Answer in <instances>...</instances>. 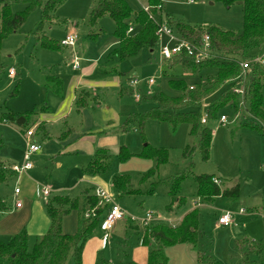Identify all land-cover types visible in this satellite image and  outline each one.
<instances>
[{
    "label": "rangeland",
    "instance_id": "374dc122",
    "mask_svg": "<svg viewBox=\"0 0 264 264\" xmlns=\"http://www.w3.org/2000/svg\"><path fill=\"white\" fill-rule=\"evenodd\" d=\"M0 1L9 4L13 13L24 10L21 1ZM95 1L66 0L53 12L52 22L44 24L38 33L36 29L41 10L37 8L17 32L1 41L0 161L19 165L28 143L34 142L40 146L39 151L30 156L32 169L22 175L10 172L12 178L9 179V176V180L0 186V197L6 204L7 213L14 209L16 201L23 208L27 207L28 202L44 207L55 196L80 200L85 191L91 193L93 189L101 188L112 195L113 202L123 210L125 216L113 225L101 246L106 234L101 229L106 211L102 213L98 227L84 243L81 264H99L100 261L109 264H147L153 243H140L146 229L156 225L175 227L182 214L196 206L202 232L197 247L194 249L188 244H176L166 248L168 264H197L196 251L217 264H239L245 249L240 251L236 246L237 241L245 238L264 247V124L249 118L256 127L262 128L263 133L241 126L249 117L247 97L243 105L239 104L241 112L238 115L230 103L225 104L217 112L216 119L207 120L206 126L212 130V139L206 161L196 148L197 138L189 136L186 124L178 125L173 130L166 123L148 120L143 134L135 125L122 131L128 115L141 114L154 108L155 104L150 98L157 92L168 96L178 95L169 88L168 80L181 76V71L178 67L168 68L167 62L162 59L161 48L172 44L162 34L151 51L143 49L122 61L113 56L117 48L113 37L114 22L102 17L93 26L89 23V13ZM125 1L136 14L146 6L145 0ZM158 14L157 11H150L157 23L164 16H169L176 22L195 28L212 25L237 33L242 29L240 4L226 7L214 0H167L162 17ZM72 31L77 35L75 45L67 48L59 46L62 38ZM38 36L55 42L57 49L50 51L42 48ZM74 60L79 63L77 69L72 67ZM11 69L13 76L9 75ZM211 75L203 73L201 77H192L194 79L186 76V82L190 86L196 81L207 85ZM49 77L61 79L59 94L54 91L56 84L47 80ZM150 79L154 82L152 85L148 84ZM246 79L249 86L250 75ZM130 80H135L136 85L129 87ZM83 92L88 94L83 96L86 106L77 111L72 100ZM215 95L203 99L201 116L207 115ZM262 96L264 109V90ZM7 114L18 115L17 119L24 120L25 114H32V118L26 119V125L17 126L3 120ZM221 116L226 118L224 123L219 122ZM32 119L41 124L38 125L36 121L32 124ZM35 127L40 131L42 129L41 132L45 130L47 136H42L43 133L37 132ZM29 130L33 133L30 138L26 136ZM146 145L148 148H145ZM187 146L195 149L190 157L185 158L183 152ZM121 147L126 148L130 157L120 158ZM97 149L108 153V168L100 175L86 174L88 179L92 178L87 182L82 168L87 166ZM149 149L164 151L166 162L158 165L155 158L146 156ZM151 172L154 175L140 184ZM186 173L188 177L179 189V196L184 198L185 205L168 213L169 183ZM204 174L220 178L222 184L220 182L219 186L222 189L237 186L238 198L216 197L205 202L197 197L191 177ZM117 176L128 178V188L138 192L117 195L112 188V180ZM15 187L22 191L25 199L21 195L20 199L12 196ZM42 188L48 189V196L38 195ZM149 190H153L150 195L147 193ZM241 210L244 214H240ZM71 212L77 216V211ZM149 212L153 213L152 219L148 226L143 227L141 221ZM225 213L231 214V223L228 226L218 225L219 218ZM131 218H135L136 222H130ZM76 226L69 235L75 234ZM29 241L31 249L34 239L30 237ZM250 260L251 264H264V251L260 256H250Z\"/></svg>",
    "mask_w": 264,
    "mask_h": 264
},
{
    "label": "trees",
    "instance_id": "16d2710c",
    "mask_svg": "<svg viewBox=\"0 0 264 264\" xmlns=\"http://www.w3.org/2000/svg\"><path fill=\"white\" fill-rule=\"evenodd\" d=\"M17 1H21L24 4V10L17 13L11 11L9 4L0 1V45L5 37L17 32L29 14L37 8L41 10V18L36 30L37 33L41 32L44 24L52 22L53 12L66 0ZM166 1L145 0L148 10H141L136 14L131 11L125 0H96L95 5L89 13V23L93 26L102 17H108L114 22L113 37L117 43V48L113 51V56L122 61L137 55L143 49L151 51L157 45V25L154 18L150 15V11H157L158 15L162 16V9ZM189 1L199 2L201 0ZM214 1L226 7L234 4L241 5V32L224 30L212 25L195 28L176 22L169 16H164V23L176 35L196 47L200 46L203 35L208 34L212 56L196 61L194 55L182 53L166 60L168 68L173 69L174 67H178L181 71V76L168 80L169 88L177 92L178 95L168 96L157 92L150 98L155 104L154 108L141 114L128 115L121 127L122 131H124L130 125H135L139 132L143 134L145 122L148 120L166 123L173 130L178 125L186 124L189 127V136L197 138L196 148L199 150L203 161L208 160L212 139V130L206 126L207 123H201L202 116L200 111L203 99L212 97L217 93L208 107L207 120L216 119L217 112L227 103H230L229 105L232 106L236 115L240 114V98L232 91V87L238 79L243 77L239 64L264 52V0ZM158 6L161 7V10H157ZM130 29L132 30L131 32H129ZM37 40L40 42L42 48L46 50H56L58 47L55 42L45 36H38ZM58 45L60 46L59 43ZM203 73H208L209 76L212 74L210 82L207 85H202L199 81H196L194 82L193 89H189L190 85L186 82L185 78L187 77H184V74H187L188 78L194 79L195 76L201 77ZM249 75L250 81L247 88L249 117L241 123V126L263 133L262 128L260 126L256 127L249 118L264 124L262 98V91L264 90V66L253 65ZM47 80L56 84V90L54 91L59 94L62 86L61 81L53 77H49ZM24 116L26 119L32 118V114H25ZM18 117V115L7 114L3 120L15 124ZM26 119L23 125H26ZM35 121L36 119H32V124ZM1 148L2 140L0 138ZM145 148H148V146L146 145ZM194 149L195 147L187 146L184 149L183 157H190ZM163 152L160 149H149L146 156L155 158L159 165L166 162V155ZM119 156L121 159H126L130 157V153L126 151V148L121 147ZM108 159L109 155L105 150H96L92 161L84 170V173L88 175L103 174L108 168ZM9 173V166L0 161V186L7 182ZM153 175V172L147 174L140 184L146 182ZM187 177L188 173L170 181L168 186L170 204L166 208L167 212H171L174 208L184 205L185 200L179 196V189L181 183ZM191 179L196 186L197 197L205 202H210L216 197L234 199L239 196L237 186L231 189H222L213 182V179L217 178L212 175H193ZM128 185L129 179L125 176H117L112 180V187L119 195H129L138 192L130 190ZM147 193L150 195L153 193V190H149ZM97 203V198L87 191L82 194L80 200L55 196L46 204L50 220L49 229L46 234L31 249L28 246V234L25 230L13 235L5 242L0 240V264H81L84 243L98 227L99 218L106 208V206L98 207ZM6 210V204L0 197V215ZM91 210H94L93 214L89 213ZM71 211H77L78 213L77 229L74 235H67L62 232V220ZM87 213L89 215L86 217ZM201 236L199 213L197 209H193L175 227L156 225L146 229L140 243H153L147 264H168V258L165 254L166 248L176 244H188L196 249ZM236 246L240 251L245 249L241 253L239 264H251L250 256H260L264 251L262 245H255L245 238L237 241ZM196 252L197 264H217L202 252ZM99 264L109 263L100 261Z\"/></svg>",
    "mask_w": 264,
    "mask_h": 264
},
{
    "label": "built area",
    "instance_id": "2783aa9c",
    "mask_svg": "<svg viewBox=\"0 0 264 264\" xmlns=\"http://www.w3.org/2000/svg\"><path fill=\"white\" fill-rule=\"evenodd\" d=\"M145 11L148 10V7L144 9ZM157 10H161V7L158 6ZM155 21V20H154ZM157 36L160 34L166 36L169 40L170 43H172L170 46L169 45H164L161 48V57L164 61L171 59L174 56L180 55L182 53H187L188 55H194V58L196 61H200L203 59H206L208 57L212 56V50H211V43H210V38L208 34H204L201 43L199 47L194 46L193 44H190L189 42L185 41L184 39L180 38L178 35H176L171 28H169L164 22H159L157 23ZM132 30L130 29L129 32ZM77 41V35L75 32H69L65 35V37L60 41V46L67 48V47H73ZM261 65L264 66V52L260 55H256L252 57L251 59L241 62L239 65L241 67L243 77L241 79H238V81L235 83V85L232 87V91L234 94L238 95L240 98V104L242 102L244 103L246 97H247V76L249 75L251 68L253 65ZM73 69H77L79 67V63L77 60H74L72 63ZM9 75L13 76L14 71L11 69L9 71ZM188 76L187 74H184V77ZM154 82L152 79L148 81L149 85H152ZM136 85L135 80H130L129 81V87H133ZM189 89H193V86H189ZM147 95H150V93H147ZM136 98H140L139 95H135ZM243 105V104H242ZM226 121V118L224 116H221L219 118L220 123H224ZM201 123L206 124L207 123V115L202 116L201 118ZM33 135L32 131H27L26 136L30 138ZM40 149V146L34 142L28 143L27 149L23 155V161L21 164L17 165H11L9 167V171L15 175H22L27 173L32 169V164L30 163V156L34 153H37ZM213 182L216 185H220V181L217 179H213ZM38 195L40 196H48L49 191L47 188H42L38 192ZM13 194L15 197H17L20 194V189L18 187H15L13 190ZM94 197L97 198L98 207H105L106 211V216L101 224V229L106 233L103 239V244L105 243L107 239V233L113 228V225L120 220L124 219V212L123 210L120 209L119 206H117L113 202L112 195L108 194L106 191L103 189H95L93 192ZM15 206L17 208L21 207L20 202H16ZM94 210H91L89 213L93 214ZM87 213L85 216L87 217L89 215ZM240 214H244V211L241 210ZM153 213L149 212L148 214L145 215L143 220L141 221V224L143 227L148 226L149 221L152 219ZM130 222L135 223L136 219L131 218L129 219ZM231 223V214L225 213L222 215L221 218L218 220V224L222 226H228Z\"/></svg>",
    "mask_w": 264,
    "mask_h": 264
},
{
    "label": "crops",
    "instance_id": "0c3cea01",
    "mask_svg": "<svg viewBox=\"0 0 264 264\" xmlns=\"http://www.w3.org/2000/svg\"><path fill=\"white\" fill-rule=\"evenodd\" d=\"M145 8H146V6H145ZM164 19H165V17H163L161 19L162 22H165ZM53 78L61 81V79H59L57 77H53ZM86 95H88V94L85 93V92H83L81 95L79 94L77 98H75V99L73 98L72 101H74V106H75V109L77 111H79V109H82V108H84L86 106L85 101L83 99V96H86ZM36 123L38 125L41 124V123H38L37 121H36ZM36 131L37 132H41L42 129L40 131L39 129L36 128ZM41 133H43L42 136H44V137L47 136V133H46L45 130L43 132H41ZM63 135H66V134H63ZM93 156H94V154H93ZM93 156H92V158H93ZM92 158L87 163V166L92 161ZM5 165H7V166L10 167L11 165H14V164H10L9 163V164H5ZM59 165H60V163L58 164V166ZM87 166H85V167L87 168ZM85 167H84V169L82 168L83 177L86 178L87 182H90V181H92V178H89L88 179V177L85 176L86 175V173H84V170L86 169ZM11 174L9 173V176ZM212 176H214V175H212ZM214 177L217 178V179H219V181L222 184V180L220 178H218L216 176H214ZM11 178H12V176H10L9 179H11ZM14 184H16V182ZM95 189H97V188H95ZM95 189H93L91 191V193L89 192V194L93 195V192H94ZM195 192H196V186H195ZM11 194L16 199H20V195L21 196L23 195L22 191H20V194L18 195V197H15L14 196L13 191H12ZM117 195H119V194L117 193ZM81 197H82V195H81ZM22 198L25 199V196H22ZM16 202H18V201H16ZM196 204H199V203H196ZM184 205H185V203H184ZM44 207H45V209H44ZM44 207L42 205H40L39 203H37V205L35 206L34 203L28 202L27 203V207H25V208H23V206H21L20 208H17L16 206H14V209L12 211H8V213H7V210H6L5 212H3L1 214L2 217L0 219V221H1L0 222V240L5 242L10 237H12L13 235L18 234L22 229H25V231L28 234V246H30V241H29L30 240V237H32L34 239V244H35L44 234H46V232L49 229V225H50V220H49L48 214L46 212V204L44 205ZM193 209H197V207L196 206H194V207L192 206V207L188 208L186 210V213L184 212L182 214V216L180 217V221L182 220V218L188 212L192 211ZM171 212H168V213H171ZM77 219H78V213H77V216H76L75 212H71L70 214H68V216L64 217V219L62 220V232L64 234H67V235H69L70 233H73L72 232V229H73V227H75L77 225L76 224V220ZM180 221H179V223H180ZM76 228H77V226H76ZM102 245H104L103 242L101 243V246ZM196 259H197V253H196ZM128 264H129V262H128Z\"/></svg>",
    "mask_w": 264,
    "mask_h": 264
},
{
    "label": "water",
    "instance_id": "95a60500",
    "mask_svg": "<svg viewBox=\"0 0 264 264\" xmlns=\"http://www.w3.org/2000/svg\"><path fill=\"white\" fill-rule=\"evenodd\" d=\"M24 122H25V120L23 118H19V119L16 120L15 124L17 126H21V125L24 124Z\"/></svg>",
    "mask_w": 264,
    "mask_h": 264
}]
</instances>
